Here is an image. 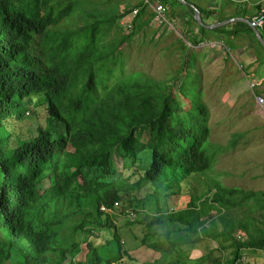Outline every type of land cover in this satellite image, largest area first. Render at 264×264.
<instances>
[{"label":"trees","instance_id":"1","mask_svg":"<svg viewBox=\"0 0 264 264\" xmlns=\"http://www.w3.org/2000/svg\"><path fill=\"white\" fill-rule=\"evenodd\" d=\"M157 1L185 28V41L178 40L182 74L164 81L133 77L116 61L118 48L155 20L144 0L135 7L133 34L112 48L122 38L117 21L131 12L81 15V0H0V264H10L13 250L21 258L16 264H162V256L184 264L185 246L206 239L233 250L210 264H261L263 194L215 182L205 195L190 194L191 182L211 169L205 145L212 128L202 90L193 94L195 65L186 54L188 44L210 35L229 51L249 41L259 65L264 48L245 24L207 31L193 8L151 0ZM187 1L205 25L254 18L246 8L227 12L231 0L219 11ZM116 203L115 216L131 209L140 217L136 224L165 238L147 246L153 252L146 259L127 250L114 215H102ZM101 233L107 246L93 241Z\"/></svg>","mask_w":264,"mask_h":264},{"label":"rangeland","instance_id":"2","mask_svg":"<svg viewBox=\"0 0 264 264\" xmlns=\"http://www.w3.org/2000/svg\"><path fill=\"white\" fill-rule=\"evenodd\" d=\"M141 1L143 0H81L79 10L81 15L92 11H98L97 13L99 14L102 11V14H104L110 8H117L114 15H121L127 11L134 12L136 10L135 7ZM144 1L146 2V0ZM191 1L203 8L215 9L216 11H219L220 6L224 2V0ZM231 1L232 5L226 8L227 12L246 8L255 16L258 14L257 6L259 4L264 8V0ZM151 3L155 5L153 2ZM151 9L153 8L151 7ZM175 9L177 10V8ZM181 10L183 8L179 6L177 11ZM165 13L168 23L159 26L154 20L150 28L140 33L130 44L118 48L116 54L117 63L120 65L125 64L126 71L133 73V77L145 78L148 76L152 79L159 81L163 79L164 81L169 76L175 77L178 74H182L180 69L182 66V52L178 40L185 41V28L179 20L171 22V16L168 12ZM129 15L117 21V24L122 29V34H120L122 38H119L117 42H112L114 43L113 46L110 43L108 47L117 46L122 39L133 34L134 23L137 18L133 15L132 20L128 22ZM212 21H215V18ZM75 24L80 27L82 21L78 20ZM113 36L115 37L114 31L109 33L108 38L112 40ZM202 42L211 44V48L201 50V54L200 49L192 48L189 54H186V60L193 59L192 63L195 65L193 71L191 70L192 79H195L194 84L196 85L193 94L200 96L202 90L203 100L211 110L212 138L205 145L207 154L210 156L211 169L204 175L197 176L191 182L190 194L205 195V192L211 191L210 187L214 182L226 187H236V189L246 192L261 194L262 190H264V174L262 173L264 167V134L262 133L264 131L260 132L248 128L262 127L264 129V112L257 108L253 112L248 110L250 115L238 116L235 114L239 109L242 110L241 107L248 108L246 100H248L249 95H245V93L249 90V87L246 85L245 87L241 86L242 84L237 86L238 81H236L238 76L242 75L238 64L240 56L232 53V51L229 52V49L218 43L215 47L212 46L214 44L213 40L203 39ZM238 44L244 48L245 57L253 53L252 48L249 47V41L240 39ZM190 67L187 65L186 69L188 70ZM201 75H204L203 79H201ZM190 79V77L187 78V86H190L188 84ZM243 94L246 96L245 98ZM244 133L246 136L241 138L240 134ZM0 137H4L3 134H0ZM117 161L120 162V160ZM119 168L124 169V165H120ZM250 203L251 201L248 206H250ZM248 206L244 211L251 215V209ZM114 218L116 227L124 236L125 247L131 251V254L133 253L140 259H146V253L150 254L153 252L152 249H147L148 245L165 241V238H157L152 235L147 230L146 224H136L140 217L133 213L131 209H127L125 215H117ZM141 221H146V219L143 218ZM214 221L212 220L209 225L213 226ZM156 231L159 230L156 229ZM64 233L66 232L62 234V241L64 244L66 242L68 244L70 240H67V235ZM105 236V233H101L99 238H94L93 241L97 242L99 246H107ZM110 238L114 239L113 236ZM224 246L226 244L223 245L218 241L209 239L190 247L185 246V250L182 249L189 257L184 264H197L199 262L210 264L218 258L226 261L227 258L232 256L233 250L229 247L224 248ZM261 254V264H264V251H261ZM203 255L204 258L200 260ZM159 256L160 253L158 252L157 257ZM19 261H21L20 256L13 250L10 264H16ZM162 264H168L167 260H163V256Z\"/></svg>","mask_w":264,"mask_h":264},{"label":"crops","instance_id":"3","mask_svg":"<svg viewBox=\"0 0 264 264\" xmlns=\"http://www.w3.org/2000/svg\"><path fill=\"white\" fill-rule=\"evenodd\" d=\"M205 40H213L214 43H216V44L217 43L218 44L222 43V45H223V42L221 40H216V36L215 35H210L209 37H205ZM205 49H209V47L201 48L200 49V54H201V50H205ZM252 50H253V53L248 55V57H245V55H244L245 54L244 48L231 50L232 53H235L238 56H240V62L238 64L240 65L239 68H240V71H241L242 75H239L238 79L236 80V81H238L237 82V84H238L237 86H240V84H242L241 86L245 87V85H246V86L249 87V90H247V92L245 93V95H247V94L249 95L248 98H247L248 100H246L249 109L247 107H245V108L241 107L242 110L239 109L235 113L238 116L239 115L249 114L248 110H252V112H253L257 108L261 109V111L264 112V107L260 106L258 104V102H257V99H256V95L257 94L260 95V96H264V88H263L264 87V64L263 65H259L258 63H256L255 51H254L253 48H252ZM249 51H251V50H249ZM201 62H203V61H201ZM203 76L204 75L200 76L201 79H203ZM250 84H255V90H253L251 88ZM245 95L243 94L244 98L246 97ZM248 129H250V130L253 129V130H256V131H260V132L264 131V129H262V127H254V128L250 127ZM240 133H242V132H240ZM262 134H264V132ZM240 135H241V138L246 136L245 133L244 134H240ZM259 137H261V136H259ZM211 138H212V134H211ZM262 173L264 174V167H263ZM261 194L264 195V190H262Z\"/></svg>","mask_w":264,"mask_h":264},{"label":"built area","instance_id":"4","mask_svg":"<svg viewBox=\"0 0 264 264\" xmlns=\"http://www.w3.org/2000/svg\"><path fill=\"white\" fill-rule=\"evenodd\" d=\"M146 3L148 5H150L155 12L156 18H155V23L159 24V26L168 23L166 18H165V12H167L166 8L159 2H155V5H153L151 3V0H146ZM165 8V9H164ZM139 14V9H136L134 12H131L130 18L127 19V21H131L132 16L134 15L135 18H137V15ZM256 27L258 28V30L261 32L262 30H264V8L258 12L257 15L254 16V18L252 19V21ZM131 27V26H130ZM191 48H196V49H201V48H205V47H210L211 44H205V43H200V45L193 47L191 44H188ZM216 43L212 44V46H215ZM222 45V44H220ZM251 88L254 90L255 89V84H250ZM256 95V94H255ZM256 99L257 102L260 106L264 107V96H260V95H256Z\"/></svg>","mask_w":264,"mask_h":264},{"label":"water","instance_id":"5","mask_svg":"<svg viewBox=\"0 0 264 264\" xmlns=\"http://www.w3.org/2000/svg\"><path fill=\"white\" fill-rule=\"evenodd\" d=\"M176 1H178L179 3H181L184 6H188V7L193 8L195 22L201 28L206 29L207 31H216V30L223 29V28L229 27L230 25L237 24V23H241V24H245V25L249 26L254 31V34H255L257 40L261 43V45L264 48V39H263L260 31L258 30V28L256 27V25L253 22H251L247 19L237 18V19L227 20L223 23H218L215 25H205L203 22V19H202V14H201L200 10L195 5L190 4L187 0H176Z\"/></svg>","mask_w":264,"mask_h":264},{"label":"clouds","instance_id":"6","mask_svg":"<svg viewBox=\"0 0 264 264\" xmlns=\"http://www.w3.org/2000/svg\"><path fill=\"white\" fill-rule=\"evenodd\" d=\"M117 160H120V162L119 161H117L118 162V166H120V165H122V160L121 159H117ZM121 207H120V205L118 206L117 205V203L114 205V209H108V208H105V207H103L102 209H101V212H102V215H114L115 216V212L114 211H116V210H119ZM132 211V210H131ZM133 213H135L134 211H132ZM137 216H138V214L137 213H135Z\"/></svg>","mask_w":264,"mask_h":264},{"label":"bare ground","instance_id":"7","mask_svg":"<svg viewBox=\"0 0 264 264\" xmlns=\"http://www.w3.org/2000/svg\"><path fill=\"white\" fill-rule=\"evenodd\" d=\"M117 205L119 206V204L117 203Z\"/></svg>","mask_w":264,"mask_h":264}]
</instances>
